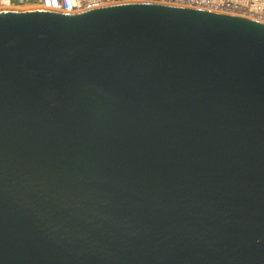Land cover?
Returning <instances> with one entry per match:
<instances>
[{"label":"water","instance_id":"95a60500","mask_svg":"<svg viewBox=\"0 0 264 264\" xmlns=\"http://www.w3.org/2000/svg\"><path fill=\"white\" fill-rule=\"evenodd\" d=\"M0 264H264V22L0 9Z\"/></svg>","mask_w":264,"mask_h":264},{"label":"built area","instance_id":"2783aa9c","mask_svg":"<svg viewBox=\"0 0 264 264\" xmlns=\"http://www.w3.org/2000/svg\"><path fill=\"white\" fill-rule=\"evenodd\" d=\"M133 1H153L202 8L243 15L264 22V0H0V6H27L75 13L107 4Z\"/></svg>","mask_w":264,"mask_h":264},{"label":"bare ground","instance_id":"6f19581e","mask_svg":"<svg viewBox=\"0 0 264 264\" xmlns=\"http://www.w3.org/2000/svg\"><path fill=\"white\" fill-rule=\"evenodd\" d=\"M19 8V9H22V8H29L27 6H19V7H15V6H0V8Z\"/></svg>","mask_w":264,"mask_h":264}]
</instances>
